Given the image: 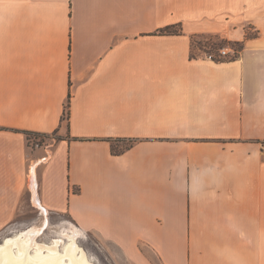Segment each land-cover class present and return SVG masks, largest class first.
Returning <instances> with one entry per match:
<instances>
[{
    "label": "crops",
    "instance_id": "obj_1",
    "mask_svg": "<svg viewBox=\"0 0 264 264\" xmlns=\"http://www.w3.org/2000/svg\"><path fill=\"white\" fill-rule=\"evenodd\" d=\"M55 131L43 162L24 132ZM34 198L163 264H264V0H0V233Z\"/></svg>",
    "mask_w": 264,
    "mask_h": 264
},
{
    "label": "rangeland",
    "instance_id": "obj_2",
    "mask_svg": "<svg viewBox=\"0 0 264 264\" xmlns=\"http://www.w3.org/2000/svg\"><path fill=\"white\" fill-rule=\"evenodd\" d=\"M250 32L248 29L247 36H251ZM192 41L193 54L204 58L210 49L230 47L234 48L236 55L227 60H233L240 56L243 49V47L241 49L242 43L229 42L218 36H196L193 37ZM61 137L67 136H61L59 133L40 137L30 136L28 143L31 148L40 149V153H45L44 157L48 155V158H50L55 147L60 143L58 138ZM127 145L128 143L119 144V148L121 149ZM80 193L81 190L78 194ZM41 213L34 207L24 203L15 222L0 233V244L7 237L14 236L26 229L38 227L41 232L37 237V241L40 243H50L52 240L54 241L61 237L59 250L62 251L64 245L68 242V239L63 236L64 231L76 229L80 234V238H77L78 245L95 264H163L156 251L149 244V241L144 238V233L140 230L132 234L129 233L130 235L127 234L124 241L117 242L103 236L97 231H86L77 225L67 213H48L47 216ZM173 245L176 250L180 251L181 243L176 241Z\"/></svg>",
    "mask_w": 264,
    "mask_h": 264
},
{
    "label": "bare ground",
    "instance_id": "obj_3",
    "mask_svg": "<svg viewBox=\"0 0 264 264\" xmlns=\"http://www.w3.org/2000/svg\"><path fill=\"white\" fill-rule=\"evenodd\" d=\"M33 201L47 216L38 199ZM40 232L38 227H34L5 238L0 244V264H95L78 245V230L64 231L63 236L68 242L62 251L59 250L61 237L50 243H40L37 241Z\"/></svg>",
    "mask_w": 264,
    "mask_h": 264
},
{
    "label": "trees",
    "instance_id": "obj_4",
    "mask_svg": "<svg viewBox=\"0 0 264 264\" xmlns=\"http://www.w3.org/2000/svg\"><path fill=\"white\" fill-rule=\"evenodd\" d=\"M158 34L164 35V36L182 35L183 28L180 24L171 25V26H167L165 28L160 29L158 31ZM242 47L243 46L241 45V49ZM70 99H71V94L69 95L68 102L65 106V111H64L63 120H62L63 123L65 122L67 124V126H69V119H70ZM58 133H59L58 131H55L53 134H58ZM24 134L27 136L28 140L30 136H34V137L48 136V134H40V133H32V132H24ZM58 139L59 141H64V138L62 137ZM109 142L111 143L112 154L115 156H120L124 154L126 151L130 150L135 145V143H137L138 141L119 139V140H109ZM124 143H128V145L120 149L119 144H124ZM74 190H77V191H74ZM74 190H73L74 194H78L80 192V188H75Z\"/></svg>",
    "mask_w": 264,
    "mask_h": 264
},
{
    "label": "built area",
    "instance_id": "obj_5",
    "mask_svg": "<svg viewBox=\"0 0 264 264\" xmlns=\"http://www.w3.org/2000/svg\"><path fill=\"white\" fill-rule=\"evenodd\" d=\"M236 55L234 48H223V49H213L208 50L205 55V59L212 62H223L230 59ZM38 146V145H37ZM48 160V155L42 158L43 162Z\"/></svg>",
    "mask_w": 264,
    "mask_h": 264
}]
</instances>
